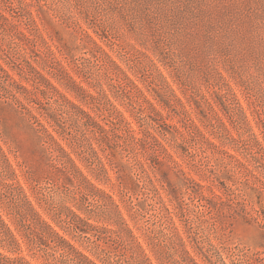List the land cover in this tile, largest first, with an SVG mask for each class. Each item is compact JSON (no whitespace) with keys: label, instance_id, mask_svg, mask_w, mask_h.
Listing matches in <instances>:
<instances>
[{"label":"rangeland","instance_id":"374dc122","mask_svg":"<svg viewBox=\"0 0 264 264\" xmlns=\"http://www.w3.org/2000/svg\"><path fill=\"white\" fill-rule=\"evenodd\" d=\"M10 2L23 33L0 29V63L57 90L0 81V211L20 241L1 235L0 252L63 264L20 222L27 195L98 261L145 264L138 241L174 264L182 240L200 264H264V0ZM70 209L108 228L91 231L98 247Z\"/></svg>","mask_w":264,"mask_h":264},{"label":"trees","instance_id":"16d2710c","mask_svg":"<svg viewBox=\"0 0 264 264\" xmlns=\"http://www.w3.org/2000/svg\"><path fill=\"white\" fill-rule=\"evenodd\" d=\"M9 4H11L10 0H0V29L4 30V27H6L7 24H9L12 31L15 28L19 31V33L22 34L23 32L20 28V23H18L19 20H17L18 16L13 14L15 13L14 8H12L13 11H11L10 8L11 6H9ZM57 63L64 70V67H62L60 62L57 61ZM65 74L70 77L68 73ZM4 77L12 79L11 83L15 85L17 92L19 93H23V92L37 93L40 91L42 92L45 90L46 86H51L52 88L57 90L56 87L50 82V80L43 75H41L40 80L34 81L31 88L25 87L22 84H20L15 78L10 77L8 71L0 63V81L3 82ZM7 78H5V81L7 80ZM11 95H13L16 101L20 100L16 92H11ZM97 127L103 129L101 126L97 125ZM189 136L190 138H193L194 135L189 134ZM179 146L183 147L184 144L179 143ZM198 184L201 187L203 186L200 183ZM229 190H230L229 188L226 189V191ZM217 196L221 198L220 195ZM24 200H25L26 208L22 207L17 211V214L20 216V222L22 223L23 227L32 230L35 233V235H37L40 238L41 244L45 246H52L61 249L62 250L61 261L63 262V264H130L126 260L122 259L118 254L115 255L106 248L102 249L101 253L97 256L99 261L89 257L87 254L81 251L77 246H75L74 243H72L69 239H67L64 235H62L59 231H57L53 226H51L45 219H43L27 195H24ZM115 207L119 211L118 204H115ZM89 213H92V210H90ZM123 220H124L123 217H121V221ZM65 221L72 227V230L79 233V235L85 237L87 240H89V242H92L96 245L98 244L97 247L99 246V243L96 240L91 241L92 237L96 236L91 231H96L101 234L108 232L107 227H100L89 222V218L86 219L76 214L72 209L68 211V216L66 217ZM122 225L124 226V229L127 232H129L134 239L132 231L130 227L127 225V223L124 221ZM1 235L4 237L3 240H9L7 241V246L8 248L11 247L9 248L10 251L18 250V247L20 246V241L17 238L16 233L6 222L5 218L3 217V214L0 211V236ZM136 242H137L136 251L140 256H142L143 260H145V264H154L150 256L146 253L143 246L138 241ZM180 242L184 251V256H182L181 259H174V264H200L196 260V258L187 250L185 243L182 240ZM14 246L16 247L12 248ZM124 246L126 250L130 249L129 246L126 245ZM202 254L209 261L210 264H227L222 258H220L219 260L220 262L218 261L213 262L210 260L207 254H205L204 252H202ZM18 259H22V258H18L16 256L15 257L9 256L7 254H4L3 252H0V264H13V262ZM237 263L242 264L241 259ZM139 264H143V263L139 262Z\"/></svg>","mask_w":264,"mask_h":264}]
</instances>
